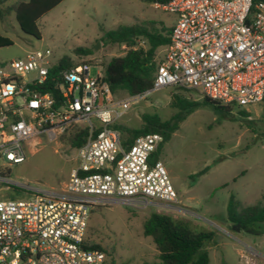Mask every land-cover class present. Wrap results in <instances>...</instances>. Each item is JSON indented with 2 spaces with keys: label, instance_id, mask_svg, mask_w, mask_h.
<instances>
[{
  "label": "built area",
  "instance_id": "obj_1",
  "mask_svg": "<svg viewBox=\"0 0 264 264\" xmlns=\"http://www.w3.org/2000/svg\"><path fill=\"white\" fill-rule=\"evenodd\" d=\"M147 1L175 15L150 91L183 88L241 108L264 101V0ZM53 63L45 49L0 65V160L22 163L32 143L82 123L88 135L63 188L0 200V264H104L105 254L84 244L91 209L176 205L163 164L151 161L162 136H138L126 149L109 128L150 91L114 99L101 66L81 63L54 73L56 93L43 92Z\"/></svg>",
  "mask_w": 264,
  "mask_h": 264
},
{
  "label": "rangeland",
  "instance_id": "obj_2",
  "mask_svg": "<svg viewBox=\"0 0 264 264\" xmlns=\"http://www.w3.org/2000/svg\"><path fill=\"white\" fill-rule=\"evenodd\" d=\"M8 4H0V34L12 44L0 48V63L48 49L53 62L66 56L74 63L93 60L101 66L127 50L123 45L104 44L100 41L103 32L130 25L136 18L173 20V14L155 10L147 0H64L38 21L40 39H35L20 31L13 13L6 9ZM97 43L98 49L94 50ZM78 48L93 52L79 56L75 52ZM95 74L92 68L90 75ZM173 93L200 102L161 144L157 155L176 192V205L135 209L117 203L100 204L90 213L86 238L106 249L107 262H157L151 239L142 234L144 220L156 212L183 221L195 231L212 232L205 247L209 264H264V223L254 226L261 229L254 235L234 232L227 220L231 196L242 208L264 205V103L241 108L246 117L232 109L223 118L204 104L197 92L169 86L148 92L117 123L138 128L145 113L168 119L174 112L169 107ZM118 98L127 97L120 93ZM84 127L83 123L71 127L56 141L41 137L40 143L27 148L22 163L7 165L0 160V200L25 199L30 191L63 188L77 165L75 150L66 139Z\"/></svg>",
  "mask_w": 264,
  "mask_h": 264
},
{
  "label": "trees",
  "instance_id": "obj_3",
  "mask_svg": "<svg viewBox=\"0 0 264 264\" xmlns=\"http://www.w3.org/2000/svg\"><path fill=\"white\" fill-rule=\"evenodd\" d=\"M63 1L0 0V4L9 2L6 9L13 13L20 31L35 39H40L38 21ZM174 23L175 15H173L172 22L155 16L149 19L136 18L134 23L130 25L118 26L113 30L103 32L100 41L104 44L118 47L123 45L127 48L122 56L113 57L101 65L102 81L108 85L114 99H121L118 98L120 93L130 97L142 95L152 89L163 52L169 45L170 33ZM139 41H142L143 45L139 46ZM11 44L12 41L9 38L0 34V48ZM75 52L79 56L86 57L92 54L93 50L78 48ZM158 57L159 59H157ZM92 62L93 60H83L80 63H74L69 57H61L52 64L49 70L50 77L42 91L56 93L53 89L55 79L52 76L54 73L77 64ZM2 64L0 63V65ZM177 89L190 91L183 88ZM202 102L209 105L223 118H226L232 109H237L243 117L247 116L241 107L235 105L224 106L205 97H202ZM263 103L264 101L261 104ZM199 104L200 102L189 100L181 93H173L170 96L169 107L174 112L168 119L161 120L157 114L145 113L141 115V125L138 128H129L117 122L110 125L109 128L119 131L121 145L126 149L132 145L138 136L150 133L160 134L162 142L151 155V161H157L161 144L169 140L171 135L178 130L179 124ZM100 129L101 126H97L96 132ZM87 135V128L76 129L67 137V144L72 150H76L85 143ZM63 136L65 135L63 134ZM91 211L92 209L90 213ZM227 220L234 232L259 234L261 229L254 226L264 223V205L257 203L254 206L242 208L241 203L231 196L227 204ZM142 234L151 239L157 251V262L144 264H209V256L205 247L212 238L210 231H195L183 221L174 220L169 215L151 212L142 224ZM84 244L87 248L102 251L105 254L104 264H113L111 261L107 262L106 249L89 241L86 234Z\"/></svg>",
  "mask_w": 264,
  "mask_h": 264
},
{
  "label": "water",
  "instance_id": "obj_4",
  "mask_svg": "<svg viewBox=\"0 0 264 264\" xmlns=\"http://www.w3.org/2000/svg\"><path fill=\"white\" fill-rule=\"evenodd\" d=\"M94 50L98 49V43L93 47Z\"/></svg>",
  "mask_w": 264,
  "mask_h": 264
}]
</instances>
